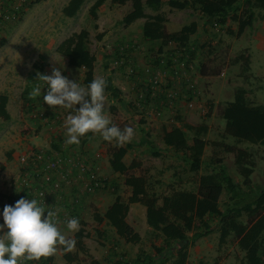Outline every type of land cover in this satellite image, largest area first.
Returning <instances> with one entry per match:
<instances>
[{
    "label": "rangeland",
    "instance_id": "rangeland-1",
    "mask_svg": "<svg viewBox=\"0 0 264 264\" xmlns=\"http://www.w3.org/2000/svg\"><path fill=\"white\" fill-rule=\"evenodd\" d=\"M2 1L8 2V0ZM33 1L34 0H25V3L19 9L14 11V20L7 26L5 35L0 38V44L2 45L0 46V95H11V93H14L12 95L13 97L18 96L16 102L14 104L12 103V109H17L18 107V111L20 110L19 112H23L24 114L26 113L27 107L25 104L27 100H30L29 97L31 92L28 81L31 83L33 82L32 80H35L34 77H31L34 73L32 65L38 64L42 66L43 61L39 59V53L48 43H51V47H56L62 39L64 40L73 32L77 33L80 30H85L88 33L87 47L89 52L93 56L104 53L106 55L104 58H109L106 54L107 48L102 44L99 46V44L95 42L96 38L101 35V33L96 31V26L94 25L96 17L94 20L88 16V8L84 9L83 12L81 11L79 16L74 18V20H66L61 14L62 7L59 6L66 0H45L44 2L30 5ZM181 1H185V3L188 2V0ZM89 2L90 0H87L84 7ZM128 10V3L125 6H103V12L100 13V16H102L104 20L102 24H99L103 25L101 31L106 33L110 30H108V28L115 24L116 30L113 34L121 32L119 29L121 24L119 25L118 21ZM144 12L146 14H153V12L147 8L144 9ZM158 12L164 15V25H166L169 30L175 29L180 35H184L187 32L186 29L190 23V18L186 17L188 13L170 9L164 4L160 6ZM254 13L255 18L253 23L262 20L259 18L261 14L259 11H255ZM237 18L236 15H233L227 20L225 26L221 28L217 27V30L212 29L213 38L211 45H197L202 55L200 57L201 62L204 59L207 60L203 66L205 78L202 83L201 92L203 101L206 105L205 109H207V114L203 117L191 116L183 119L180 124L176 123L180 129H184L185 124H193V126H203L206 128L203 139L206 141L207 145L203 150L201 163L198 167L189 168L188 164L182 160L179 154H175L170 149L163 146L160 140V130L163 123L158 121L162 122V120L167 117L165 115L160 117L164 113L159 116L160 118H156L157 121H147L151 120V118L143 115H141L139 119L137 117L136 119L134 118L135 122L132 125L135 124L138 126V130L134 128L136 133L135 138L131 144H126V156L124 155L122 159L126 165L127 174L144 177L149 190L157 197L166 196L173 190L195 192L198 177L202 174L212 172L217 169L219 165L224 168L226 174L236 185L237 193V196L231 199L229 194L222 192L217 204L220 212H222L226 206H233L234 203H241L240 201L250 202L254 200L261 191H264V183L261 181L264 164L257 161V158L261 157L260 154H258L255 148H250L251 160L254 166L250 176L247 179H243L236 172L233 165L234 152L236 149H245L246 146L249 145H235L231 139L222 136L224 122L219 119L217 114V110L227 102L230 96L231 98L229 101H231L233 92L238 88L245 91L246 98L250 103L264 105V51L261 52L257 49H251L249 63L250 72H242L240 64L232 62L239 54L246 53L245 46L248 42L247 39H251L252 37L251 31L249 30V32H247V29L238 37L234 35L237 27ZM107 19L112 23L108 24ZM137 30L138 29H135V32ZM230 32L233 34H230ZM108 47L110 53L113 54L114 46L108 44ZM98 48H102L103 50L99 52ZM138 51L140 52L138 56V59H141L140 64L143 67L151 65L149 61L155 56L156 47L150 48V46H143V49L140 51L138 46ZM148 54L149 58L147 57ZM135 57L133 54L131 64L135 65L137 73L139 67L142 66L136 65L138 61H136ZM103 62V59H99L97 62L98 69L102 67ZM105 62L106 64H111V61ZM125 79L131 82L128 77ZM8 84L9 86H7ZM124 97L128 98L127 95H124ZM17 100H22L23 106H19ZM41 103L44 105V101ZM32 106L30 108L31 112ZM28 107H30V105ZM43 110L47 111L48 114H52L48 107L35 105L31 117H35L34 115H37V111ZM137 111L141 113L139 109H137ZM56 115L59 117L58 121L54 124L47 123L48 127H45L46 130L51 131L48 132L49 135H52L54 130L58 132L59 129L64 133V123L66 115L68 114L64 115V117L60 114ZM143 118L147 120H143ZM18 119L19 118H14V122L10 124H8V121L3 122L0 120V131H11L9 127H14L16 123L19 122ZM31 119L32 118H30L29 124L33 128L40 127V129H42L44 128L43 125H46V123L44 124L38 118H34V121ZM37 121L40 123L39 126H36L37 124L35 122ZM144 128H148V130L146 129L147 132H145ZM185 136L189 141L191 134L185 132ZM140 139L143 140L139 144ZM144 141H146L147 144L144 143ZM109 146L110 147L105 151L108 156H110L117 147H120L117 146L115 142H113L112 145L109 144ZM0 153H2V151ZM217 161L220 162L219 165ZM121 179L123 180V177ZM105 180L113 185L112 191L101 192L103 193L102 195H105V201L106 199H111L110 193L112 192L120 194L121 196H119L124 199L123 197L126 191L129 192V189L126 188V190L123 188L121 183L116 180L114 181L106 178ZM104 203L105 202L98 206L96 202H87L88 210L85 212L87 215V225H94L95 222L92 216L97 213L102 214L101 209L104 208ZM142 215L141 208L135 206L131 208L126 218L134 231L129 240V242L134 245L131 250L126 251L123 241H115L114 236L111 235L113 232L109 229L103 230L104 236L99 240L105 242L109 241V245L112 244L115 247V250H113L114 255L115 257L119 256L121 259L118 260L117 264H145L147 259L153 264H171L174 258V250L172 249L174 243L172 242L170 244L169 249H171V251H169L162 239L156 238L153 233L151 234L146 229L147 226L142 219ZM260 215L264 216V211L257 213L251 218H245L243 215L239 220L241 223L249 225ZM167 219L172 228L180 229L189 237L187 264L198 262L202 264H243V253L236 247V239L234 237L228 236L222 244L219 243L220 222L218 219L205 218L204 221L209 224V231L206 236L194 240L191 239V235L195 232L196 227L198 228V223L192 216L169 213ZM99 237L94 234L90 237V240L96 241ZM81 243L86 252H80L75 249L71 254L79 253L80 256L78 259L84 262V264H90L91 256L87 253L88 250L86 249L84 240H81ZM87 243L91 244L90 242ZM114 255L112 254L111 257L113 258ZM64 260L66 259L64 258ZM27 262L28 264H40L36 261Z\"/></svg>",
    "mask_w": 264,
    "mask_h": 264
},
{
    "label": "trees",
    "instance_id": "trees-1",
    "mask_svg": "<svg viewBox=\"0 0 264 264\" xmlns=\"http://www.w3.org/2000/svg\"><path fill=\"white\" fill-rule=\"evenodd\" d=\"M45 0H34L32 4H38ZM85 0H68L66 5L61 9V14L65 18H72L79 11ZM105 1L110 5L123 6L129 4V10L119 21V24L126 27L136 20H143L140 27L142 38L147 42H157L161 47L168 43H175L178 48H183L186 44L188 35L194 31L195 23H190L187 32L180 35L178 32L167 33L165 31L164 15L159 11L161 5L168 8L182 11L190 9L192 12L200 14L205 23L214 24L218 27L225 26L227 20L236 15L235 36H240L245 29L252 26L255 18V11H259L260 19L264 18V0H188L187 3L181 0H95L87 9V14L95 20L96 10ZM147 8L153 14H146L144 9ZM230 34H233L230 32ZM88 33L80 30L72 33L62 40L55 48V53L66 59V65L72 69H83L84 85L90 84L92 79L89 71L95 63V57L89 52ZM0 46H2L0 44ZM42 59L41 57L39 58ZM235 64H240L242 72H248L249 55L239 54L232 60ZM34 77L36 73L42 70L38 64L32 65ZM35 80H32L33 82ZM116 96L117 91L107 82L105 93ZM7 98L0 95V120L7 122L9 115L5 109ZM217 114L223 123L222 136L229 138L235 145L244 144L245 149H236L234 152L233 165L236 172L243 178L247 179L254 166L251 160L250 148L254 146H264V105L252 104L246 98L243 89H236L232 94L231 101L225 102L218 110ZM185 132L191 134L188 141ZM206 128L203 126L186 125L184 129L171 128L166 131L163 127L160 130V140L163 146L170 149L173 153L179 154L189 168H196L201 163L203 150L206 147V141L203 135ZM223 137V138H224ZM54 148V146L52 145ZM126 154L123 147H117L108 159V167L112 173L123 177V185L129 189V196L125 200L115 197L113 202L106 207L104 212L93 214L92 219L95 223H104L111 228L117 239L124 243L129 242L133 229L126 222V216L130 204H138L144 208L145 225L150 229L149 232L156 238L163 240L167 249L173 242L174 258L171 264H187V247L189 237L180 229L172 228L167 219L169 213L190 215L197 221L198 228L191 235V239H198L207 235L209 224L204 221L207 219H218L219 243L222 244L226 237L232 236L236 239V247L243 253V264H263L264 263V216L260 215L251 224L241 223L239 218H251L257 213L264 211V191L250 202L240 201L233 206H226L220 212L218 209V199L222 192L235 198L236 185L226 174L224 168L220 166L210 173L202 174L197 179L196 191L173 190L168 195L157 197L148 188L144 177L127 174L126 166L122 163V158ZM81 229L75 233L73 239L76 240V249L80 252H86L81 243ZM171 251V249H169ZM67 260L68 255H64ZM50 261L44 260L42 264H49ZM90 264H98L91 260ZM145 264H153L147 259ZM190 264H202L190 263Z\"/></svg>",
    "mask_w": 264,
    "mask_h": 264
},
{
    "label": "crops",
    "instance_id": "crops-1",
    "mask_svg": "<svg viewBox=\"0 0 264 264\" xmlns=\"http://www.w3.org/2000/svg\"><path fill=\"white\" fill-rule=\"evenodd\" d=\"M68 0L62 2L60 4V7H64L66 5ZM87 0L84 1L82 6L80 7L79 11L76 13V15L72 18H65L66 20H74L77 16H79V13L84 9H87L90 7V5L95 1V0H90V2L84 7V4ZM185 2V1H184ZM108 6L109 7V2L105 1L98 9L96 10V20L94 21V25L96 26V31L100 32L101 35H99L96 38V44H99V46L102 44L107 48L106 54L109 56V58H104L106 55L104 53L94 56L95 57V63L92 66L91 70L88 72L91 79L93 80L94 78H100L103 77L106 82L109 83L113 88L116 89L117 93L116 96H112L110 93H106V114L109 116L110 120L112 121L113 124L117 125L120 128H124L125 126H131L136 119V117L139 119L141 118V113L137 111L135 108V99H136V93L138 92V85L137 83H132L130 81H127L125 78L126 76L124 75L123 71L121 70H116L113 68V66L110 63H107L105 61H110L111 57H113V54L110 53L108 44L111 46H114V50L121 46L123 43H131L136 46V49L134 50L133 54L134 57L136 55V61H138L137 66H142L140 64V60L138 59L140 52L138 51V46L140 48V51L143 49V46H150L151 47H156L155 51V56L159 55H167L170 53L171 50L176 49V50H185L184 52L187 53V55L190 58V62L192 64V69L190 71V76H191V81L194 83L195 90L197 92V99L193 103L191 107H185L183 103L179 104V107L177 108L176 111L173 113L169 112H163L160 117H163V115L169 117H165L162 122L158 121L160 123H163L161 127H163L166 131L170 130L171 128H179L176 123L180 124L182 123V120L191 116H199L203 117L207 114V109L204 111L205 108V103L202 98V83L204 80V65L207 62L206 59L202 60L200 57L201 52L198 48V46H202L205 44V46L211 45V41L213 38V33L212 29L217 30L216 25L208 24L205 23L204 18L198 14L197 12H192L190 9H184L182 11L188 13L186 17L190 18V23H195L194 26V31L192 34H189L187 37V42L184 44L183 48H178L175 43H168L165 47H159L160 45L157 42L151 43L145 41L140 33V27L143 24V21L136 20L129 26H122L120 25L119 29L121 32L118 34H113L115 29V24L112 27H109L106 33H103L101 31V28L103 25L102 21L104 20L102 16H100V13L103 12V6ZM126 5V4H125ZM124 5V6H125ZM111 6V5H110ZM122 18V17H121ZM108 24L112 23L109 19ZM121 19H119L120 21ZM118 21V22H119ZM189 23V24H190ZM165 26V31L167 33H175L177 32L175 29L169 30L166 25ZM220 28V27H218ZM135 29H138L135 32ZM246 30V29H245ZM244 30V31H245ZM249 30L252 33L251 39H247L246 43V53L249 55V63H250V52L251 49H257L259 51H264V18L262 20H258L255 23H252V26L250 29H247V32ZM243 31V32H244ZM222 32V31H219ZM76 33V32H73ZM5 35V32L3 33ZM63 40V39H62ZM114 44V45H112ZM198 45V46H197ZM55 48L56 47H51V43H48V45L44 46L43 49L39 53V57L42 58V70L39 71L42 74H47L51 75V68L54 63L58 64L57 67H62L65 66V71L63 74L65 76H68L69 79L76 78L78 82L83 85V77H84V70L80 69H72L69 68L66 65V59L57 53H55ZM103 50L102 48H98V51L101 52ZM177 51V52H179ZM114 52V51H113ZM152 57L151 61L149 63L154 64V59L156 57ZM149 58V54L147 56ZM99 59H103L102 67L98 69V64L97 62ZM153 61V62H152ZM134 70L136 73V68L135 65ZM148 67H139V70L137 72V75L140 77L138 79H143L146 78V74L144 72L145 69ZM249 68V64H248ZM250 72V69H249ZM124 77V78H123ZM29 87H31V91L33 88L37 85L41 86L42 89V94L39 97L36 98H30V100L26 102L25 106L26 107V113L24 114L23 112L18 111L17 109H12V103L14 104L16 102V99H18V96L13 97L12 95L14 93H11V95L4 94L7 98L6 106L5 109L9 115V120L8 124L14 122V118H19L18 123L14 127H9L11 131H0V199H1V205H0V224H3V210L5 205H11L15 206V203L20 199V189L18 186V168L19 165L17 163V156L21 153V151L24 149V145H30V146H40V147H45L48 148L50 147L53 150L57 151H62L63 153L71 156V157H76L78 155H82L84 157H95V166H96V171L99 176L102 178L110 179V180H116L117 182L121 183V186L126 189V187L123 185V180L121 179L122 176H119L116 173H112L108 167V159L110 156H108L107 153H105L106 149L109 146V144H113V142H107L102 139L100 135H93V134H88L86 137L81 138V142L79 145H71V146H66L65 145V140H66V129L63 128V132L59 129L58 132L55 130L53 131L52 135H49L48 132H51L49 130H46L45 127H48L47 124L43 125L44 128L40 129V127H35L33 128L29 123L30 118L33 120L35 117H31L32 112L30 111V108L32 106V109L35 105L43 106L42 101H43V94L46 92V85L42 81L36 80L34 82H29ZM9 86V84L7 85ZM13 86V85H12ZM11 87V85H10ZM11 90V89H10ZM11 92V91H9ZM10 94V93H9ZM124 95H127L128 98H125ZM15 98V99H14ZM42 98V99H41ZM231 96L229 97V99ZM229 99L227 101H229ZM17 103L19 106H23L22 100H17ZM30 105V107H28ZM45 105V104H44ZM29 110V111H28ZM52 112V115L60 114L62 117L66 114H71V110H66V109H59L57 108L56 110H50V113ZM57 116V115H56ZM159 117V118H160ZM13 118V120H12ZM67 118V115H66ZM132 120V121H131ZM143 120H147L144 119ZM34 121V120H33ZM120 121V122H119ZM147 121H157V119L153 120H147ZM39 126V122H35ZM7 124V125H8ZM45 124V123H44ZM169 125V126H168ZM174 125V126H173ZM176 125V126H175ZM187 124H185L186 126ZM193 126V124H190ZM41 126V125H40ZM131 127L136 128L138 130V126L135 124L132 125ZM49 129V128H47ZM143 129V128H142ZM141 129V130H142ZM148 128H144L145 132H147ZM21 130V131H20ZM140 130L141 134L142 131ZM143 139H140L139 144L142 142ZM146 143V141H144ZM108 144V146H107ZM131 144V143H127ZM147 144V143H146ZM54 146V148L52 147ZM127 146L126 144L123 145L122 147L125 148ZM121 147V146H120ZM258 151V154H260V158L258 157L257 161L261 162L264 164V146H254ZM126 150V148H125ZM130 152V151H129ZM126 156V155H125ZM122 163L125 165L123 159ZM126 166V165H125ZM134 176H139V175H134ZM262 183H264V171H262ZM73 181H63L62 182V190L61 193L56 197L55 200L51 202L50 208L57 211L59 214H73V218H78L80 221V229L82 231V237L81 240H84V244H86V249L88 250V255L91 256L90 260H93L97 262L98 264H114L118 263V260L120 257H115L114 251L115 247L111 244L109 245V241H103L99 240L100 238L102 239L104 236V229H109L113 232L111 228L106 226L103 222L100 224L94 223V225H87V215L85 212L88 210L87 208V202H96L98 206L102 205L104 203V208L101 209V212L103 213L104 210L106 209L107 206H109L115 197H120V194H117L116 192L110 193V198L111 199H106L105 201V195H102L103 193H95L93 195H86L82 196L79 199V204L75 206V208L72 209V201L74 199V185ZM127 190V189H126ZM120 195V196H119ZM129 196V192L126 191L125 196L123 197L124 199ZM121 200H124L120 197ZM106 205V206H105ZM139 206L142 210V219L144 221V208L138 204H130L128 208V213L131 210V208ZM74 212H73V211ZM101 215V214H100ZM126 216V218H127ZM89 219V216H88ZM126 222L130 226L129 222L126 219ZM145 222V221H144ZM60 231L68 238L74 237L75 233L70 232L67 227L66 223L59 225L58 226ZM132 227V226H131ZM146 229L149 231L150 229L146 227ZM134 233V231H133ZM94 234H96L99 238L96 241L90 240V237H92ZM114 236L115 241H119L117 237L115 236L114 232L111 234ZM133 235V234H132ZM95 239V238H94ZM113 241V240H110ZM121 241V240H120ZM87 242H90L91 244H88ZM133 243L128 242L125 243L124 248L126 251H129L133 248ZM112 251V253H111ZM114 255L112 258L111 255ZM64 255H68V259L64 260ZM80 256L79 253L76 254H71V253H63V252H58L56 256L50 257L47 259H42L39 261L40 264L44 262V260L50 261L49 264H84L80 259H78ZM121 260V259H120Z\"/></svg>",
    "mask_w": 264,
    "mask_h": 264
},
{
    "label": "built area",
    "instance_id": "built-area-1",
    "mask_svg": "<svg viewBox=\"0 0 264 264\" xmlns=\"http://www.w3.org/2000/svg\"><path fill=\"white\" fill-rule=\"evenodd\" d=\"M8 2L0 1V38L9 23L14 20V11L19 9L25 0H8ZM135 49L134 44L123 43L114 50L110 61L114 69L123 71L132 83H137L135 108L141 111V115L156 119L163 112L173 113L180 103L186 108L191 107L197 99V92L190 76L192 64L185 50L173 49L167 55L155 56L154 64L151 63L144 70L146 78L138 79L140 76L135 73L131 64ZM43 106L47 107V105ZM36 114L35 118L46 124H54L59 119L58 116L48 114L45 110L37 111ZM94 159L95 157L82 155L71 157L50 147L25 144L24 149L17 156L20 198H35L46 207H50L51 202L61 193L62 182L72 180L73 209L79 204L82 196L112 191L113 185L98 175ZM73 214L57 212L58 226L73 218ZM24 264L28 262L24 261Z\"/></svg>",
    "mask_w": 264,
    "mask_h": 264
},
{
    "label": "clouds",
    "instance_id": "clouds-1",
    "mask_svg": "<svg viewBox=\"0 0 264 264\" xmlns=\"http://www.w3.org/2000/svg\"><path fill=\"white\" fill-rule=\"evenodd\" d=\"M57 65H52L51 75L37 72L36 77L46 85L43 101L48 109L71 110L64 123L65 145H79L81 138L90 133L100 135L104 141L115 142L117 146L131 143L135 129L118 127L106 114V80L94 78L83 86L76 78L69 79L63 74L65 66ZM41 94V86L37 85L30 92V97L36 98ZM58 224L57 211L35 198L21 197L14 207L5 205L3 224H0V264L39 262L56 256L58 252H73L76 240L66 237ZM66 227L70 232H78L81 227L79 219H68Z\"/></svg>",
    "mask_w": 264,
    "mask_h": 264
}]
</instances>
